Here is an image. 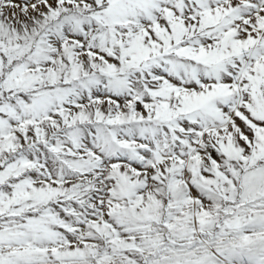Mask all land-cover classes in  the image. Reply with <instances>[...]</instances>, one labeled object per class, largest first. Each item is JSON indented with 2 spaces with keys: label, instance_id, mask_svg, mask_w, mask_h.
Returning a JSON list of instances; mask_svg holds the SVG:
<instances>
[{
  "label": "snow or ice",
  "instance_id": "6c2138e0",
  "mask_svg": "<svg viewBox=\"0 0 264 264\" xmlns=\"http://www.w3.org/2000/svg\"><path fill=\"white\" fill-rule=\"evenodd\" d=\"M0 264H264V0H0Z\"/></svg>",
  "mask_w": 264,
  "mask_h": 264
}]
</instances>
